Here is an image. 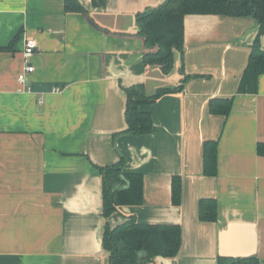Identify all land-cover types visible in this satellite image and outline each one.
<instances>
[{
    "label": "crops",
    "instance_id": "1",
    "mask_svg": "<svg viewBox=\"0 0 264 264\" xmlns=\"http://www.w3.org/2000/svg\"><path fill=\"white\" fill-rule=\"evenodd\" d=\"M77 1L86 12L68 13L65 0H0V47L12 45L0 51V264H109L99 168L122 157L125 172L144 177V203L120 207L112 226L135 216L182 228L178 256L152 264H264V75L256 94L238 93L256 22L186 16L184 52L165 76L145 64L135 17L166 0ZM28 40L35 71L22 86ZM139 84L149 96L181 90L142 106L153 130L133 136L124 89ZM226 99L228 116L210 112L212 100ZM207 142L217 144L214 176L204 173ZM205 199L217 203L215 222L200 220Z\"/></svg>",
    "mask_w": 264,
    "mask_h": 264
},
{
    "label": "trees",
    "instance_id": "2",
    "mask_svg": "<svg viewBox=\"0 0 264 264\" xmlns=\"http://www.w3.org/2000/svg\"><path fill=\"white\" fill-rule=\"evenodd\" d=\"M105 0H94L103 6ZM68 13L86 12L77 0H65ZM188 15H219L233 18H250L258 26V37L252 46L248 66L244 72L240 94H256L259 78L264 75V50L261 38L264 36V0H166L163 4L136 15L138 36L145 45L144 61L147 66L157 67L163 75H170L175 69L176 54H182L185 47V18ZM17 38L13 42H15ZM12 46V45H11ZM0 47V51L10 50ZM181 72L185 74L182 69ZM189 76H185L187 82ZM127 95L126 122L129 135L142 136L152 133L151 114L141 107L157 102L161 97L179 92L181 87L161 88L152 96L146 94L142 84L124 89ZM233 99L212 100L209 109L212 114L228 116ZM264 154V144L258 145ZM204 173H217V144L205 143ZM125 158L114 165L99 168L102 175L103 217L105 226L103 248L109 264H152L157 257L176 258L182 247L183 232L180 225L141 223L135 216L124 217V222L112 226L111 217L123 206H138L144 203V177L139 173L125 172ZM172 202L179 207L182 203L183 184L181 177L172 183ZM201 221L217 220V203L205 199L199 205ZM218 264H260L257 258H218Z\"/></svg>",
    "mask_w": 264,
    "mask_h": 264
},
{
    "label": "built area",
    "instance_id": "3",
    "mask_svg": "<svg viewBox=\"0 0 264 264\" xmlns=\"http://www.w3.org/2000/svg\"><path fill=\"white\" fill-rule=\"evenodd\" d=\"M37 48V44L34 40H28L25 44V49L23 52V59H24V68L23 71L18 76V82L25 86L29 76L34 73L35 67L32 64V58L35 54V50ZM27 92H30V89H26ZM59 92V90H56Z\"/></svg>",
    "mask_w": 264,
    "mask_h": 264
}]
</instances>
